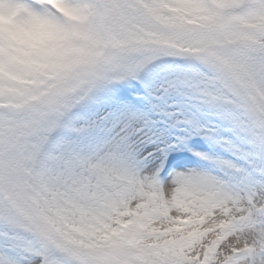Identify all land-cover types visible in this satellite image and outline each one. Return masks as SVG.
<instances>
[{
  "label": "snow or ice",
  "instance_id": "obj_1",
  "mask_svg": "<svg viewBox=\"0 0 264 264\" xmlns=\"http://www.w3.org/2000/svg\"><path fill=\"white\" fill-rule=\"evenodd\" d=\"M0 264H264V0H0Z\"/></svg>",
  "mask_w": 264,
  "mask_h": 264
}]
</instances>
